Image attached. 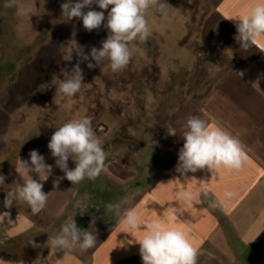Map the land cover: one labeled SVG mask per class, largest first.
<instances>
[{"label": "rangeland", "instance_id": "obj_1", "mask_svg": "<svg viewBox=\"0 0 264 264\" xmlns=\"http://www.w3.org/2000/svg\"><path fill=\"white\" fill-rule=\"evenodd\" d=\"M6 2L0 0V139L9 146L0 148L3 161L0 174L11 176L14 159L17 155L21 156L22 151L25 154L26 147L14 146L12 141L41 138L42 135L51 138L55 131H41L39 128L48 129L54 118H57V122L65 123L70 119L90 116L97 137L117 142L127 151L123 154L126 155L125 163H128L125 172L130 178L127 187L125 183L122 186L124 192L148 187L167 162L166 141L171 135H168L166 128L178 124L175 129L180 137L183 134L181 117L184 116L185 124L188 116H198V99L210 88L206 84L200 90L194 88L192 83L194 77L198 79L200 71H216L201 66L204 61H212L219 54L206 50L203 38L212 37V43L216 46L235 40L234 24L227 19L229 16L224 13L218 15L216 4L210 9L211 4L205 0H192L191 4L188 0H164L170 6L164 13L156 9H149L145 13L152 35L145 42L131 44L133 56L125 70L112 73L107 60L93 69L87 67L88 62H81L79 66L84 86L75 97H65L55 95L59 79H63L61 70L71 71L76 66L80 60L75 52L78 46L86 54L90 53L92 47L101 48V42L108 35L107 29L101 26L89 32L78 18L64 21L61 4L66 0H18V5L31 7L29 19L18 16L16 7H7ZM231 5L228 2L220 4V11H226ZM88 10L86 8L84 11ZM92 10L100 11L95 4ZM207 10L210 12L204 18ZM238 10L246 11V5L238 4ZM208 23L209 28L215 30V36L201 34L205 33L203 29L208 27ZM70 52H73L72 59L65 61L64 57ZM138 77L143 78V84ZM187 78H190V90ZM108 85L113 93H108ZM119 88H123L122 98ZM189 93L195 95L196 99L191 100L188 111L186 96ZM183 104L184 115L180 113L172 117ZM11 126L13 131L9 129ZM99 127H103L104 131H99ZM114 157L107 158L105 164L111 173L117 169L115 162H120ZM106 170L101 172L103 177L88 180V186L100 190L102 197L104 194L114 197L121 193V189L117 190L118 182L105 177ZM138 174L143 176L135 184L134 178ZM6 180L5 185L0 186L2 202L5 191L9 190ZM40 182L44 187L45 181ZM14 207L18 208L17 211L14 208H0V213L10 212V218L13 213L14 219L28 213L31 228L14 233L12 229L18 228L19 222L18 227L7 225V221L0 224V259L8 260L11 264H28L40 257L46 248L44 245L48 236L59 232L63 225L58 227V221L48 220L50 211L42 210L34 215L27 204ZM108 213L109 220L117 221L113 212L100 210L96 205L66 212L63 220L69 223L74 219L79 228L97 232L103 228ZM8 232L12 235L8 236ZM32 243L41 247H33Z\"/></svg>", "mask_w": 264, "mask_h": 264}, {"label": "crops", "instance_id": "obj_2", "mask_svg": "<svg viewBox=\"0 0 264 264\" xmlns=\"http://www.w3.org/2000/svg\"><path fill=\"white\" fill-rule=\"evenodd\" d=\"M205 1L211 4L210 9L216 4L218 15L224 13L229 17L246 14L251 3V0ZM227 2L233 5L226 8V11H220V4L224 5ZM238 4H245L247 10L239 11ZM209 10L205 11L204 18L208 17ZM231 23L234 24L233 34L236 35V22L231 20ZM209 27L210 23L203 29L205 33L201 32V34L215 36V30ZM212 40V37L203 38L205 49L219 54L212 61H204L201 66L214 68L216 71L210 72L204 69L200 71L198 79L194 77L195 80L192 81L194 88L200 90L203 85H210V88L198 99L196 106L199 112L197 115L209 123L223 127L240 140L247 155L242 167L239 170L220 168L215 172L205 167L195 173L181 174L176 171V168L178 153L184 143L183 134L180 137L171 135L166 141L168 145L165 150L168 156L167 162L163 167L159 165L162 170L153 177L148 187L129 190L125 193L122 186L125 183L126 188L130 178L125 172V166L128 163H125L124 156L126 155L123 153L127 151L117 142L101 139L107 152V158H113L115 155L114 158L120 160V162H115L117 169L113 173L108 172V168H104L107 169L105 177L118 182L117 190L121 189V193L114 197L111 194H104L102 197L100 190L88 186V179L76 185H72L67 179H61L58 184L55 183L58 178L64 176V173L56 167L55 158L51 156L47 147L51 138H45L42 135L41 138L29 137L21 141H12L11 144L14 146L26 147L25 154L22 151V155H17L14 159L15 165L18 157L29 161L30 164L29 152L37 150L44 156L45 162L52 166V173L47 179L49 181L46 180L43 187V191L48 193V201L44 209L47 212L50 211L47 216L48 220L58 221V227H60L67 223L63 220L66 212L84 210V207L87 209L88 206L94 205L100 210L109 212L107 209L109 203H121L123 208H135L140 215L141 222L144 223L157 215H172L173 208L182 207V214L169 221V226L179 227L192 240L198 249L197 264H264V44L243 50L236 40L219 46L212 43ZM138 78L143 84V78ZM257 80H259L261 91L252 85ZM187 81H189L190 90V78H187ZM107 91L109 94L113 93L110 87ZM118 92L121 93L122 98L123 88L121 90L119 88ZM140 93L143 91L140 90ZM195 99V95L190 93L186 96L188 111L191 100ZM180 113L184 115V104L180 111L178 110L171 116L174 117ZM181 119L182 125H180L183 131L184 116ZM53 120L51 127L39 128V130L56 131L57 127L63 124V122H57V118ZM175 125L178 126V124ZM175 125L172 124L171 127L175 128ZM4 128L7 127L4 126ZM9 129L13 131V126ZM2 146L9 145L4 144L0 139V148ZM1 159L0 157V165L3 163ZM68 166L70 169L75 167L71 159L68 161ZM12 173L16 176L6 177L5 175L9 189L24 181L23 173L17 172L14 166ZM29 174L39 180L36 173ZM101 176H104L103 173L98 178ZM142 176L141 174L135 176V184H138ZM180 187L189 191L200 189V198L193 203V207L175 200V192ZM226 192L232 195L225 196ZM23 204L26 205V203L17 201L10 210L14 208L17 211L18 208L14 206L18 207ZM0 205H3L0 208H4L2 201ZM64 206L66 209L63 208ZM63 211L66 212L63 213ZM27 214L22 213L20 217L28 221L30 217ZM62 214L64 215L60 216ZM11 219L16 220L13 213ZM109 219L108 213L107 221L102 225L103 228L95 232L96 246L85 253L79 251L78 245L68 249L65 264H142L139 244L133 241L141 238L143 232L137 229L131 231L130 234L125 233L129 230L119 223V217L116 218L117 221ZM19 224L20 226L17 222L12 225V227L19 226L12 229L14 233L23 227L21 221ZM48 254L49 249L46 247L39 256L46 258ZM64 255L63 251H59L54 254V258L62 260ZM28 264H33V262L29 261Z\"/></svg>", "mask_w": 264, "mask_h": 264}, {"label": "clouds", "instance_id": "obj_3", "mask_svg": "<svg viewBox=\"0 0 264 264\" xmlns=\"http://www.w3.org/2000/svg\"><path fill=\"white\" fill-rule=\"evenodd\" d=\"M191 4L192 0H188ZM95 4L100 11L92 10ZM7 7H16L18 16H26L29 19L32 14L28 5H18V0H7ZM170 6L164 0H66L61 4V15L64 21L73 18L82 20L83 27L91 32L101 26L107 29L108 35L101 43V48L92 47L90 53H85L80 46L75 52L80 57L76 66L67 71L62 69L63 79L56 86L55 95L75 97L83 88V75L80 68L81 62H88L87 67L93 69L101 66L105 60L109 63L114 74L125 70L131 62L133 42H145L152 35V30L145 13L149 9H156L164 13ZM88 11H84L85 9ZM107 11V16H105ZM227 19L236 22L237 34L234 39L240 48L247 50L250 47H259L264 44V0H251L246 14L230 16ZM106 21V22H105ZM72 53L64 57L65 61L72 59ZM94 61L95 63H92ZM252 85L259 88V80ZM261 91V90H260ZM168 135L176 136V129L167 127ZM183 147L178 153L176 171L181 174L204 169L214 172L220 168L239 170L247 155L240 140L223 127L209 123L208 121L190 115L183 126ZM51 156L55 158L58 167L72 185H76L85 179L94 181L105 168L107 160L106 149L99 137L95 135L92 117L84 116L78 119H70L57 127L47 145ZM30 164L27 160L18 157L15 165L16 171L24 175V181L6 192L3 204L5 209H10L13 204L26 203L34 215H38L45 209L48 201V193L43 191V184L52 173V166L45 162V158L37 150L29 152ZM75 164L70 169L68 161ZM29 173H36L39 180L34 179ZM6 177L0 174V186L5 185ZM201 195L199 188L186 190L177 188L175 200L193 207ZM232 193L226 192L230 197ZM109 212L119 217V223L128 229L129 233L140 229L143 235L133 243L139 244V255L142 264H197L198 249L189 236L179 227H170L172 221L182 214L183 208H173V214L159 216L142 223L139 213L135 208H123L121 203H109ZM14 225L23 221V227L19 231L31 228L30 222L23 220L19 215L13 221L10 212L0 213V224ZM8 236L12 233L8 232ZM2 242V241H0ZM97 244L95 231L81 229L73 219L65 223L61 230L49 235L44 247L49 249L46 258L38 257L33 264H65L67 250L78 245L81 253L87 252ZM33 247H41L32 243ZM63 251L62 260L54 258V254ZM0 264H11L10 261L0 259Z\"/></svg>", "mask_w": 264, "mask_h": 264}, {"label": "built area", "instance_id": "obj_4", "mask_svg": "<svg viewBox=\"0 0 264 264\" xmlns=\"http://www.w3.org/2000/svg\"><path fill=\"white\" fill-rule=\"evenodd\" d=\"M99 131H104L103 127H99Z\"/></svg>", "mask_w": 264, "mask_h": 264}]
</instances>
